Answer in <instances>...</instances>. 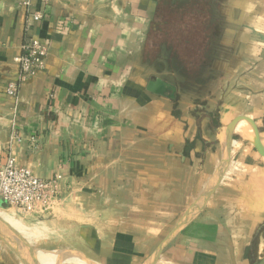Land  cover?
I'll return each instance as SVG.
<instances>
[{"label": "crops", "instance_id": "0c3cea01", "mask_svg": "<svg viewBox=\"0 0 264 264\" xmlns=\"http://www.w3.org/2000/svg\"><path fill=\"white\" fill-rule=\"evenodd\" d=\"M24 1L0 0V167L60 178L45 210L0 199V264H31L15 239L82 264H264V152L244 132L264 147V0H216L200 31L184 20L205 11L170 13L189 0ZM171 31L177 72L157 63ZM31 36L46 62L21 80Z\"/></svg>", "mask_w": 264, "mask_h": 264}, {"label": "built area", "instance_id": "2783aa9c", "mask_svg": "<svg viewBox=\"0 0 264 264\" xmlns=\"http://www.w3.org/2000/svg\"><path fill=\"white\" fill-rule=\"evenodd\" d=\"M29 5V0L23 2ZM43 17L41 11L30 14V22ZM47 57L46 46L35 36H31L23 44V53L17 58L19 76L23 80L34 75L45 66ZM20 84L12 81L7 87V93L17 99ZM60 176L46 179L36 175L31 169L18 165L16 158L9 155L7 161L0 167V199L10 206L34 212L45 210L51 206L58 195V180Z\"/></svg>", "mask_w": 264, "mask_h": 264}, {"label": "rangeland", "instance_id": "374dc122", "mask_svg": "<svg viewBox=\"0 0 264 264\" xmlns=\"http://www.w3.org/2000/svg\"><path fill=\"white\" fill-rule=\"evenodd\" d=\"M219 6H220V4H219V2L217 3L216 0H189V1L185 2V5H183L182 3L181 4L172 3L170 6V9H171L170 13H171V15L172 14L176 15L175 12H177L179 10L205 11L204 15H207L206 18L205 17L194 18V17H189L190 15L187 16L186 14H182L183 16L184 15L187 16L184 21L187 22L188 26H186L184 28H186L188 30H193L192 28H193V26H195L196 31H200V29H202L206 24H209L210 20H211V22L214 21L215 15L217 13ZM208 15H210L211 17L209 18ZM183 16H181V17H183ZM179 19L180 18H178V17H174L170 21L173 22V24L177 26V24H179V22H180ZM201 26H202V28H201ZM199 33L200 32H196L195 34L199 35ZM166 39L167 40L170 39L169 41H171V42L169 45L168 44L165 45V47L159 53L158 61L157 60L156 61L158 63L159 61H161V59H163L164 63L166 64L165 67L167 69H169V70L174 69V71L177 72V70H175L177 68V64H175V61H177V59H178V57H177L178 34H176V33L173 34L171 31L166 36ZM169 47H172V49ZM183 50L182 49L180 50V55L183 54ZM161 53L163 54L162 56H161ZM177 76L179 77V75H177ZM244 132L247 134V136L249 135L248 137L251 139V141H256L257 135L255 134L254 130L248 129L247 132L246 131H244ZM12 234L17 235V236L19 235L17 230L12 231ZM9 237L12 240L13 237L12 236H9ZM15 240H12V243H11L13 245V247L17 248V250L20 253H23L22 256L23 255L26 256V258H28V260L30 261L31 264H33V263L34 264H46V262L48 264H82L81 261H79L78 259H75L70 254L67 255L64 252H58L57 251V252H55V255L53 256L52 252L51 253H49V252L43 253L40 251H35L37 249L34 246H32L31 244H28V243L22 242V241H18V240L15 241ZM56 254H57V256H56ZM50 255H52L53 258H51V259H49V261H47L48 260L47 258L51 257ZM54 257L56 259H54ZM81 259H83V258H81ZM83 261L86 264H91V263H88L85 259H83Z\"/></svg>", "mask_w": 264, "mask_h": 264}, {"label": "water", "instance_id": "95a60500", "mask_svg": "<svg viewBox=\"0 0 264 264\" xmlns=\"http://www.w3.org/2000/svg\"><path fill=\"white\" fill-rule=\"evenodd\" d=\"M254 127V126H253ZM255 130V134L257 135V138H256V141H255V143H256V145H257V147L261 150V151H263L264 152V147L261 145V143L259 142L260 141V138H259V136H258V132H257V130H256V128H254Z\"/></svg>", "mask_w": 264, "mask_h": 264}, {"label": "bare ground", "instance_id": "6f19581e", "mask_svg": "<svg viewBox=\"0 0 264 264\" xmlns=\"http://www.w3.org/2000/svg\"><path fill=\"white\" fill-rule=\"evenodd\" d=\"M53 257V256H52ZM32 259V258H31ZM46 264H48V263H46Z\"/></svg>", "mask_w": 264, "mask_h": 264}]
</instances>
